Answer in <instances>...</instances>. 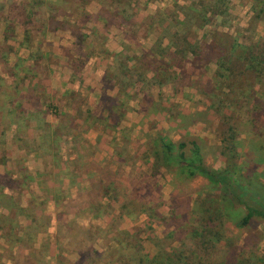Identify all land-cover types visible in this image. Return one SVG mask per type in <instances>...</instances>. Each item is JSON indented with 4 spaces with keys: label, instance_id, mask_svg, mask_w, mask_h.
<instances>
[{
    "label": "rangeland",
    "instance_id": "rangeland-1",
    "mask_svg": "<svg viewBox=\"0 0 264 264\" xmlns=\"http://www.w3.org/2000/svg\"><path fill=\"white\" fill-rule=\"evenodd\" d=\"M263 62L264 0H0V264H264L263 220L240 226L244 206L151 154L158 135L194 138L221 170L233 134L264 204Z\"/></svg>",
    "mask_w": 264,
    "mask_h": 264
},
{
    "label": "trees",
    "instance_id": "trees-1",
    "mask_svg": "<svg viewBox=\"0 0 264 264\" xmlns=\"http://www.w3.org/2000/svg\"><path fill=\"white\" fill-rule=\"evenodd\" d=\"M258 16V14H255ZM203 25V24H202ZM232 46H230L231 52L236 51L238 44L235 43V40H233ZM215 48L213 45H207L206 46V52L203 51V54H205L202 58L206 57L209 53L214 54V51L209 52L210 49ZM220 48L219 52V59L223 56H231L228 51V49L224 47H218ZM233 48V49H232ZM222 53V54H221ZM201 52L196 53L195 52V58H198L200 56ZM198 55V56H197ZM229 58L225 57L224 60H228ZM239 61V60H238ZM258 63V62H257ZM255 64V66H259V64ZM196 64V63H195ZM250 67V65H248ZM264 69V62L262 63V68L260 70V73ZM232 70V69H231ZM248 68L245 67L243 70L235 71V68L231 71V73L235 74L238 72L239 74H242L246 77H248L250 74H248ZM254 70L253 74H257ZM251 74V76H254ZM231 130V129H230ZM224 142H227L225 151L222 152V154L225 156V164L226 166L221 170H215L214 168L207 166L204 163L203 157L201 155V148L200 145L196 142V140L190 139L187 141L179 140L177 142H172L171 140H168L164 136L158 135L154 140V146L151 149V154L153 159L156 161L155 166L157 168L159 165H162L163 167L169 169L170 167L175 166L176 169L184 174L186 178H193L196 176H202L204 177L210 185L213 186H219L222 190L223 196L221 198V202L223 203V211L228 214V208L230 206L240 207L244 206L246 211L244 215L241 217L240 220V226H244L248 224L251 218L257 217L258 219H261L264 221V204L258 201L253 195L250 198V195L247 192H252L257 194L258 188L254 190L255 188L253 186H250V188H245L241 186V181L237 178L238 168L236 164V161L234 157L237 155V152L235 150V144H234V135L230 134L227 138L224 139ZM240 181V182H239ZM246 196H248L246 198ZM7 199V198H6ZM55 200V198L53 197ZM18 210H22L21 208L16 207ZM207 214L206 217L209 218V213L206 211L204 213ZM204 224V230L209 231L211 233V229L214 227L211 226L209 223H203ZM193 233L197 236L200 232H198V229H194ZM218 232H215V234ZM214 237H212L213 241H218L220 239V234L218 233V237H215L214 231L212 233ZM212 235V236H213ZM143 259H139V263L141 264L142 261H148L150 262L151 259L148 255H144L142 257ZM153 259V258H152ZM153 264H160L159 262H154Z\"/></svg>",
    "mask_w": 264,
    "mask_h": 264
},
{
    "label": "crops",
    "instance_id": "crops-1",
    "mask_svg": "<svg viewBox=\"0 0 264 264\" xmlns=\"http://www.w3.org/2000/svg\"><path fill=\"white\" fill-rule=\"evenodd\" d=\"M113 35H115V34H113ZM122 38H124V40H125V37L123 36V35H120ZM111 44H112V47L113 48H110L111 50L110 51H118V49H120L119 51H120V53H121V48L119 47V44L117 43V42H111ZM89 45V44H88ZM113 53H118V52H113ZM116 57L118 56V54L117 55H115ZM68 62H63V65H65V64H67ZM62 65V69L63 70H67L68 68H69V66L67 65V66H63ZM100 65V59L98 58V56L97 55H95V53H92V54H90V55H88V57H86L85 59H84V65H83V67H82V70H84V68H86V71H85V73H83V75H85L86 77L85 78H83V77H81V79H83V81H87V80H90V76H94L95 75V73H99L100 71H98L99 69V66ZM61 71V75H62V78H61V81L63 82V81H66V82H68L67 80H66V78L68 79L69 77H70V75H71V73H69V72H65V71ZM90 72H91V74H94V75H90ZM88 73V74H87ZM101 73H103L102 71H101ZM73 75V74H72ZM88 75V76H87ZM64 78H65V80H64ZM95 78V77H94ZM114 80H116V79H114ZM120 82V81H119ZM69 84H72V85H74L75 83H69ZM69 106V105H68ZM73 106L72 105H70L69 106V108H72ZM76 111H79V109H77ZM60 125V123L59 122H55V124H53V122H52V124H50V126H51V129H52V127H55L56 129H58L59 126ZM67 126V125H66ZM62 127H64V126H62ZM76 128H73V130H75ZM53 130V129H52ZM51 131V130H50ZM48 132V133H46V137L45 138H43V140L45 141H47L48 139L51 141V142H53L52 140H54V139H56V137H54V133H53V131H51V132ZM70 131H72V130H70ZM80 133V132H79ZM70 139H73L72 140V142H73V150H76V148H78V145L75 143V138H73V135L71 134L70 136ZM64 142V141H63ZM72 142H70V144L72 145ZM80 142V141H79ZM65 143V142H64ZM79 150V149H78ZM8 155V154H7ZM9 156V155H8ZM7 156V157H8ZM52 156V155H51ZM80 156V155H79ZM35 163V162H34ZM24 165H25V162L23 163ZM36 165H37V167L40 165V163H35ZM18 166V165H17ZM24 167V166H23ZM77 176V175H76ZM81 178H78V180H80V181H82V178H83V176H80ZM68 178V177H67ZM70 179V178H69ZM67 181H71V180H67ZM82 193H83V191H81V190H77L76 192H75V196H74V198L76 197L77 198V196L78 197H80V196H82ZM52 196H50L49 195V198H51ZM51 201H53L54 199L52 198V199H50ZM91 217H93V218H96V216L95 215H93V216H91ZM8 245H9V247H10V249L11 250H13V252L11 253L12 255H16V253H17V251L18 250H22L23 249V247L21 246V242H19V244H18V242H14V243H12V244H9V243H7ZM12 247H13V249H12ZM17 255H18V253H17Z\"/></svg>",
    "mask_w": 264,
    "mask_h": 264
}]
</instances>
